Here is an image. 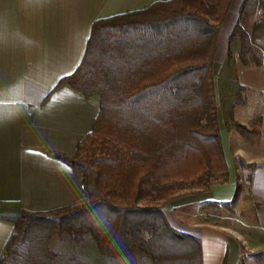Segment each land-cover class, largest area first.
Returning <instances> with one entry per match:
<instances>
[{"label":"trees","instance_id":"1","mask_svg":"<svg viewBox=\"0 0 264 264\" xmlns=\"http://www.w3.org/2000/svg\"><path fill=\"white\" fill-rule=\"evenodd\" d=\"M232 3L156 1L93 22L80 63L55 86L99 99L93 129L72 155H56L83 175L87 197L46 211L0 201V219L14 225L0 264H202L200 239L177 230L163 207L229 180L220 111L227 130L261 141L262 117L249 128L234 113L246 102L236 55L264 65V0H244L215 75ZM259 11L249 32L243 21ZM245 166L238 157L236 167ZM241 190L203 203L206 221L233 212Z\"/></svg>","mask_w":264,"mask_h":264},{"label":"crops","instance_id":"2","mask_svg":"<svg viewBox=\"0 0 264 264\" xmlns=\"http://www.w3.org/2000/svg\"><path fill=\"white\" fill-rule=\"evenodd\" d=\"M156 1L165 0H0V201L46 211L87 197L83 175L56 155H72L93 129L99 99L55 86L80 63L96 19ZM243 2L233 0L220 28L215 75L226 59ZM260 13L245 17L249 32ZM236 68L246 102L236 106L235 120L252 127L262 117L261 141L251 143L238 130H227L220 111L229 180L163 207L177 230L200 239L202 264H264V65H245L236 55ZM238 157L255 165L247 185L236 167ZM238 184L242 190L233 212L222 209L220 222H207L202 204L232 200ZM243 211L250 216L243 218ZM13 227L0 219V255Z\"/></svg>","mask_w":264,"mask_h":264},{"label":"rangeland","instance_id":"3","mask_svg":"<svg viewBox=\"0 0 264 264\" xmlns=\"http://www.w3.org/2000/svg\"><path fill=\"white\" fill-rule=\"evenodd\" d=\"M249 127V126H248ZM256 127V121H255V123H254V126H252V127H249V128H255ZM246 139V138H245ZM247 140V139H246ZM248 141V140H247ZM252 143V142H251ZM245 161V160H244ZM245 163H246V161H245ZM246 165L247 166H245V167H242V168H240V178H242L243 179V184L245 183L246 185L248 184V180H249V177H248V173H250V171L253 169V168H250L249 167V165H251V164H247L246 163ZM243 213H244V215L242 216L243 218H245L246 219V217H248V216H250V213L248 214L246 211H243ZM95 253H97V250H95ZM99 253H97V255H98ZM94 256V255H93ZM99 256H101V255H99ZM253 256H255L256 257V259L257 260H262V255L261 254H257V253H254L253 254ZM96 259V258H95ZM93 260V259H92ZM95 261H97V260H95Z\"/></svg>","mask_w":264,"mask_h":264}]
</instances>
